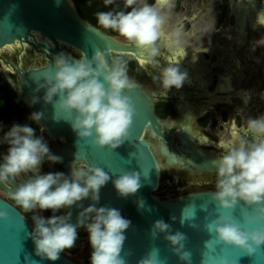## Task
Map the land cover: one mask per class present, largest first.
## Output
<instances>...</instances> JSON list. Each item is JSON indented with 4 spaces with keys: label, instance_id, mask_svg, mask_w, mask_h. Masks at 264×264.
Masks as SVG:
<instances>
[{
    "label": "clouds",
    "instance_id": "clouds-1",
    "mask_svg": "<svg viewBox=\"0 0 264 264\" xmlns=\"http://www.w3.org/2000/svg\"><path fill=\"white\" fill-rule=\"evenodd\" d=\"M114 3L115 0H104L106 6ZM163 6L162 0H156L155 4L147 0H123L125 10H117V6L98 12L96 18L100 27L118 33L145 54V62L158 70L153 81L167 95L173 87L183 86L187 73L181 71L178 64L161 67L157 60L158 41L165 22L161 12ZM52 64L54 71L49 67L36 78L35 91H45L42 99L45 104L53 105L55 115L59 114L56 118L70 123L79 140H91L94 146L112 151L122 146L129 138L137 114L125 90L139 87L128 75L127 61L118 58L109 64L102 52H96L90 59L86 54L77 59L60 53ZM37 102L36 99L32 101L33 104ZM42 118L43 112H34L29 120L39 125ZM244 133L224 144V151L212 162L216 180L211 195L223 213L207 225V230L220 242L253 256L257 249L264 247V115L248 118ZM0 144L8 145L0 162V185L9 186V198L24 212L35 211L34 228L29 235L37 257L52 262L59 260L62 252L75 247L78 228H84L92 248L90 264H128L122 253L131 220L116 208L96 205L100 201L101 188L110 180L122 198L137 193L142 186L140 172L127 171L113 179L102 168L80 164L75 159L70 175L62 172L41 174V166L46 161L56 164L63 160L52 153L44 137L37 135L36 129L28 124L14 123L0 137ZM29 173L27 179L17 182L18 177ZM87 199L92 203L84 207L82 202ZM241 203L254 209L255 214L249 216L246 223L260 227H245L229 214ZM73 206L82 209L75 224L70 222V212L56 214L62 208L68 210ZM48 210L53 215L46 218L41 213ZM7 218V212L0 211V219ZM171 220L174 222L176 217L172 216ZM184 222L182 213L181 223ZM150 233L154 238L163 233L179 260L192 264L191 252L185 248L188 238L184 233H173L171 225L163 219L154 222ZM138 264H162L159 248L152 247ZM202 264L208 261L203 259ZM217 264H228V261L222 259Z\"/></svg>",
    "mask_w": 264,
    "mask_h": 264
},
{
    "label": "water",
    "instance_id": "water-1",
    "mask_svg": "<svg viewBox=\"0 0 264 264\" xmlns=\"http://www.w3.org/2000/svg\"><path fill=\"white\" fill-rule=\"evenodd\" d=\"M16 43L28 45L47 61L43 66L19 72L24 88L20 94L25 96L33 112H43L40 123L45 132L52 138L64 139L65 144L55 150V154L62 157L66 169L71 168L69 160L76 159L81 164L102 168L113 179L127 171L140 172L142 186L137 193L122 198L110 180L101 188L100 201L96 205L116 208L131 220V226L125 233L127 239L122 253L128 264H138L152 247L159 248L162 264H184L173 253L163 233L155 238L151 236L154 222L160 219L171 225L173 233L180 231L187 236L185 248L191 252L192 264H202L203 259L208 264H217L222 259L227 260L228 264H264V247L249 256L238 247L220 242L214 233L208 232L207 225L223 213V209L212 199L211 193L214 191L195 192L171 199H161L155 195L165 164L151 138L163 140L161 152L166 156L165 163L170 167L179 166L183 172H213L215 166L212 162L218 158L199 149L191 141L188 127L179 136L184 144L183 150L190 154V158L187 160L182 152L177 151L173 140L165 135L168 126L157 116L153 97L140 85L133 91L125 90L137 114L128 140L114 151L107 147H96L91 140H79L70 123L56 118L59 114L55 115L53 105L44 103L42 97L45 91H35L36 78L42 76L49 67L55 70L52 63L60 53L77 59L86 54L90 59L96 52H102L111 64L117 54L138 57L140 52L137 47L83 20L73 0H0V49ZM75 52L78 56H75ZM34 99L38 100L35 104L32 103ZM64 174L69 175L68 171ZM0 187L9 190L5 185ZM138 201L141 203L138 204ZM82 203L88 207L92 201L87 199ZM0 211L8 214L7 219H0V264H76L63 255L55 262L37 257L29 235L34 227L14 206L1 198ZM80 211L82 209L75 206L68 209L66 215L71 213V223L77 222ZM182 213L185 220L183 224ZM30 214L33 216L34 212ZM229 214L245 224V227L261 226L246 223L247 218L255 213L254 209L247 208L243 203ZM172 216L176 217L174 222ZM205 242H208L207 246Z\"/></svg>",
    "mask_w": 264,
    "mask_h": 264
},
{
    "label": "flooded vegetation",
    "instance_id": "flooded-vegetation-1",
    "mask_svg": "<svg viewBox=\"0 0 264 264\" xmlns=\"http://www.w3.org/2000/svg\"><path fill=\"white\" fill-rule=\"evenodd\" d=\"M155 2L147 0L149 4ZM162 3L161 12L165 22L158 41L160 54L157 60L161 67L178 64L181 71L187 73L183 86L180 89L173 87L165 95L159 84L153 81L158 70L145 62L144 53L143 61L129 54H117L114 59L127 61V70L134 75L132 80L151 94L157 116L168 126L165 135L173 140L177 151L182 152L187 160L190 158V154L184 152V144L179 136L188 127L191 141L199 149L218 158L224 151V144L245 134L248 118L256 119L264 115V58L252 55L255 48L264 45V41L261 42L264 38V0H236L239 5L235 7L236 12L231 7V0H162ZM251 5L259 11V23L255 28L243 21ZM108 7L109 11L113 8L125 10L123 0H115ZM177 16L181 17L177 20ZM168 20L171 30L167 32ZM98 28L106 32L102 27ZM114 37L125 42L120 36ZM251 52L252 56H249ZM262 52L264 56V50ZM74 54L78 56L76 52ZM46 63L44 56L36 54L26 44L16 43L0 49V137L14 123L28 124L36 129L37 135L44 137L55 154V150L65 144L64 139L52 138L41 123L38 125L29 120L34 112L25 96L20 94L24 88L19 72ZM248 138L251 139V136ZM151 141L165 164L156 196L166 199L177 188L188 185L193 187L192 193L215 191V171L183 172L179 166L170 167L161 152L163 140L151 138ZM7 149V144H0V162ZM69 162L72 165L73 160ZM66 171L70 175L71 168L66 169L63 162L53 164L46 161L41 166V174ZM28 175L31 174H22L17 182L27 179ZM164 182L173 183V187L159 194ZM5 186L9 189V186ZM8 191L0 187V198L14 206L34 227L30 212L26 213L16 206L9 198ZM67 212L62 208L56 214L66 215ZM41 214L46 218L53 215L51 210ZM88 237L84 228H78L75 247L66 249L61 255L76 264H90L92 248Z\"/></svg>",
    "mask_w": 264,
    "mask_h": 264
},
{
    "label": "trees",
    "instance_id": "trees-1",
    "mask_svg": "<svg viewBox=\"0 0 264 264\" xmlns=\"http://www.w3.org/2000/svg\"><path fill=\"white\" fill-rule=\"evenodd\" d=\"M76 10L81 18L92 26L100 27L96 14L100 11H109V7L104 4V0H73ZM105 30V29H104ZM109 35L119 36L112 30H105Z\"/></svg>",
    "mask_w": 264,
    "mask_h": 264
},
{
    "label": "rangeland",
    "instance_id": "rangeland-1",
    "mask_svg": "<svg viewBox=\"0 0 264 264\" xmlns=\"http://www.w3.org/2000/svg\"><path fill=\"white\" fill-rule=\"evenodd\" d=\"M181 16H177L176 17V19L178 20V18H180ZM169 25H170V20H168L167 22H166V31L168 32L169 30H171L170 29V27H169ZM264 31V30H263ZM125 41V40H124ZM264 41V38H263V40H261V42H263ZM125 42H127V41H125ZM264 50V45H262V47H260V48H255V52L252 54V52L251 53H247L249 56H254L255 55V57H258L259 59H260V57L261 58H264V56H262L263 55V51ZM252 54V55H251ZM257 58V59H258ZM258 59V60H259ZM128 71V75H129V77L132 79V78H134V75H133V73L131 72V71H129V70H127ZM170 187H173V183H168V182H164L163 183V185L161 186V188H160V191H159V194H162L163 192H165V191H167L168 190V188H170ZM193 190V187L191 186V185H188L187 187H182V188H177L176 189V191L174 192V193H172V194H168L167 196H166V199H171V198H174V197H177V196H180V195H182V194H185V193H187L188 191L189 192H191ZM192 193V192H191Z\"/></svg>",
    "mask_w": 264,
    "mask_h": 264
},
{
    "label": "bare ground",
    "instance_id": "bare-ground-1",
    "mask_svg": "<svg viewBox=\"0 0 264 264\" xmlns=\"http://www.w3.org/2000/svg\"><path fill=\"white\" fill-rule=\"evenodd\" d=\"M236 6H239L237 3H236V0H231V7L233 8V10H234V12H236L235 11V7ZM259 14V11H258V9L256 8V6H249L248 8H247V14H246V16H245V19H243V21H244V24H251V26L252 27H254L255 28V26L259 23V19H258V15ZM139 52H140V54L138 55V58L141 60V61H143L144 59H143V56H142V51L139 49Z\"/></svg>",
    "mask_w": 264,
    "mask_h": 264
}]
</instances>
